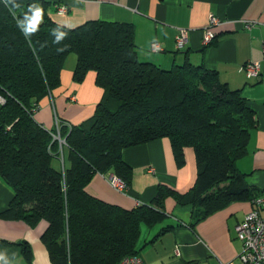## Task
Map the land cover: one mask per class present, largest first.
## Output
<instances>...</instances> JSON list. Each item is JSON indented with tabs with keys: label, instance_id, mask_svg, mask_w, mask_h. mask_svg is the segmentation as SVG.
<instances>
[{
	"label": "trees",
	"instance_id": "1",
	"mask_svg": "<svg viewBox=\"0 0 264 264\" xmlns=\"http://www.w3.org/2000/svg\"><path fill=\"white\" fill-rule=\"evenodd\" d=\"M49 7L0 0V179L13 194L1 218L32 228L45 222L40 240L51 264H119L174 228L163 224L166 198L191 207L194 229L248 197L236 162L256 119L240 91L188 61L169 70L141 62L130 24L67 28L52 21ZM36 9L40 19L32 28L27 18ZM68 56L76 58L73 82L93 73L102 96L89 119L72 125L55 118L58 128L48 131L34 115L59 87ZM57 133L65 140L61 149ZM161 139L169 141L178 169L185 151L193 152L196 179L186 194L160 185L149 204L125 210L85 191L95 175H114L129 187L132 169L123 151ZM142 226L161 229L150 240L142 238ZM19 247L32 264L29 246Z\"/></svg>",
	"mask_w": 264,
	"mask_h": 264
},
{
	"label": "crops",
	"instance_id": "2",
	"mask_svg": "<svg viewBox=\"0 0 264 264\" xmlns=\"http://www.w3.org/2000/svg\"><path fill=\"white\" fill-rule=\"evenodd\" d=\"M13 1V0H4ZM50 4L49 16L56 24L76 28L88 21L130 24L138 59L164 70L186 61L215 71L220 83L240 91L254 111L256 126L250 131L246 154L236 162L248 197L228 203L208 216L194 229L190 206L176 205L168 197L164 201L166 219L174 226L145 246L139 257L145 264H229L238 263L242 244L235 229L252 210V201L264 192V0H40ZM64 7L66 13H59ZM210 16L219 20L212 31L216 37L202 44V32ZM252 26L247 29L246 24ZM187 30V42L176 49L178 30ZM161 51L153 53L151 45ZM259 65L258 76L248 79L245 66ZM76 58L68 56L60 73V85L39 103L35 121L46 130L55 128V118L77 125L89 119L101 99L95 75L88 73L83 82L72 80ZM185 165L178 169L167 139L127 148L122 153L131 167L130 185L124 194L114 191L107 175H95L85 191L107 204L131 210L149 204L158 186H166L179 195L186 194L196 179L193 152L185 151ZM13 198L12 191L0 179V214ZM47 224L29 227L23 221L0 217V264H26L19 244L30 249L32 264H51L40 237ZM161 226L142 232L152 239Z\"/></svg>",
	"mask_w": 264,
	"mask_h": 264
},
{
	"label": "built area",
	"instance_id": "3",
	"mask_svg": "<svg viewBox=\"0 0 264 264\" xmlns=\"http://www.w3.org/2000/svg\"><path fill=\"white\" fill-rule=\"evenodd\" d=\"M90 1V0H82ZM59 13H66L64 7L59 8ZM219 20L210 16L208 25L202 32V44L209 45L215 40V33L212 31L214 27L219 25ZM251 23L246 24L245 28L249 29ZM187 30L180 29L176 36V49H181L187 42ZM264 50V44H262ZM151 51L158 53L161 51L158 44L151 45ZM246 78L251 79L258 76L259 65L257 63L247 64L244 68ZM2 102V100H0ZM55 126L58 128V121L55 120ZM53 139L58 142L59 148L65 145V140L57 133L53 135ZM107 182L109 186L117 193H126L128 187L119 178L114 175H107ZM236 238L242 244V251L238 256L237 264H264V192L252 201V210L243 218L235 229ZM119 264H145L139 257H126L120 261ZM234 264V263H229Z\"/></svg>",
	"mask_w": 264,
	"mask_h": 264
},
{
	"label": "clouds",
	"instance_id": "4",
	"mask_svg": "<svg viewBox=\"0 0 264 264\" xmlns=\"http://www.w3.org/2000/svg\"><path fill=\"white\" fill-rule=\"evenodd\" d=\"M27 19L30 20L31 26H32V28H34L35 25L37 24V22H38L39 19H40V10H39V9H36V10L34 11V15H33L32 17H30V18H27ZM32 28H30V29H28V30L31 31ZM61 35H63V34H61Z\"/></svg>",
	"mask_w": 264,
	"mask_h": 264
},
{
	"label": "rangeland",
	"instance_id": "5",
	"mask_svg": "<svg viewBox=\"0 0 264 264\" xmlns=\"http://www.w3.org/2000/svg\"><path fill=\"white\" fill-rule=\"evenodd\" d=\"M141 229H142V232H143L144 230H148L146 227H143V226H142ZM142 238H143V236H142ZM142 238L140 239L141 241H142Z\"/></svg>",
	"mask_w": 264,
	"mask_h": 264
}]
</instances>
